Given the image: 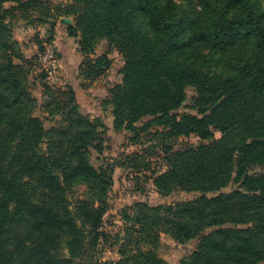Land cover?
Listing matches in <instances>:
<instances>
[{"label": "trees", "instance_id": "trees-1", "mask_svg": "<svg viewBox=\"0 0 264 264\" xmlns=\"http://www.w3.org/2000/svg\"><path fill=\"white\" fill-rule=\"evenodd\" d=\"M160 1L71 0L52 10L43 0H0V264H164L157 254L163 235L179 245L198 239L180 264H264V172L254 173L264 170V10L251 0H196L198 10ZM27 12L39 22L72 17L67 34L79 35L82 55H93L101 41L117 51L122 80L105 102L115 132H135L153 118L167 128L164 139L220 134L170 155L168 170L153 179L162 197L199 198L122 214L116 262L97 257L113 166L95 170L89 157L103 153L104 126L80 113L68 85L41 87L38 110L60 118L53 127L32 114L29 62L6 22ZM201 50L228 55L229 74L205 73L213 61ZM188 89L196 116L177 119ZM27 103L31 112L20 113ZM231 184L242 193L207 197ZM93 189L96 197H88Z\"/></svg>", "mask_w": 264, "mask_h": 264}, {"label": "rangeland", "instance_id": "rangeland-1", "mask_svg": "<svg viewBox=\"0 0 264 264\" xmlns=\"http://www.w3.org/2000/svg\"><path fill=\"white\" fill-rule=\"evenodd\" d=\"M48 3L50 9L56 10L60 5L69 4L71 0H43ZM162 1V0H161ZM160 1V3H161ZM166 1V0H165ZM175 6H181L185 10L197 9L196 0H167ZM260 9L264 10V0H251ZM164 4V3H163ZM9 7L8 5L5 8ZM27 16L17 15L8 19L14 40L19 45L18 55L28 64L27 92L30 99L35 102L32 114L41 119L46 129L54 126L60 121L58 116H49L38 110L43 103L41 95L42 86L58 89L65 85L70 86L76 96L80 113L90 120H99L104 129L99 130L103 140V153L97 155L91 151L89 162L95 170L106 169L108 165L113 166V185L106 192L103 201L106 203V214L103 218L102 230L105 235L100 240L98 247V259L105 262H116L119 260L118 248L122 240L124 223L122 214L130 217L137 211L135 206L144 204L148 208L161 206H173L178 203H187L196 200L199 193H172L167 197L160 196L153 185L156 175H161L168 170V158L174 153H184L190 147L207 146L213 141L220 139V134L211 130L210 139H201L197 135L187 137H172L164 139L160 134L167 132L164 125H160L153 118H145L135 125V132H115L112 126V109L106 105L108 91L121 83L120 71L123 67L122 58L117 51L109 48L106 42L101 41L95 47L93 55H82L78 45L80 39L69 37L67 27H74L72 17H61L59 19H47L39 22L37 15L26 13ZM63 20H69L67 24ZM52 51L57 61V69L50 75L46 72L39 58ZM200 54L213 61L206 72L214 76H225L228 69L225 66L228 55L210 54L207 50H201ZM106 58V62L99 65L94 72L89 69V63L96 59ZM16 65L21 61L15 60ZM56 80H53V79ZM195 96L193 89L187 91V101L176 111L177 119L184 114L196 116L192 110V98ZM20 113L30 111L27 103L20 108ZM264 170L256 169L254 173H262ZM79 188V187H78ZM81 191L84 188H80ZM242 191L239 185L231 184L216 195H207L211 198L219 194H231ZM83 193V192H82ZM92 195V196H90ZM97 191L93 189L92 194L88 191V197H96ZM216 228L206 229L205 235H209ZM119 236V237H118ZM198 243L194 239L185 244H176L167 235L161 236L157 254L164 264H180L189 256Z\"/></svg>", "mask_w": 264, "mask_h": 264}, {"label": "built area", "instance_id": "built-area-1", "mask_svg": "<svg viewBox=\"0 0 264 264\" xmlns=\"http://www.w3.org/2000/svg\"><path fill=\"white\" fill-rule=\"evenodd\" d=\"M39 63L41 64L42 68L49 73L50 79L52 80V74L57 69V61L53 55L52 51H48L42 57L39 58ZM53 80H56L55 78Z\"/></svg>", "mask_w": 264, "mask_h": 264}, {"label": "water", "instance_id": "water-1", "mask_svg": "<svg viewBox=\"0 0 264 264\" xmlns=\"http://www.w3.org/2000/svg\"><path fill=\"white\" fill-rule=\"evenodd\" d=\"M63 22H65V23H67V24H69V23H70V21H69V20H63Z\"/></svg>", "mask_w": 264, "mask_h": 264}]
</instances>
